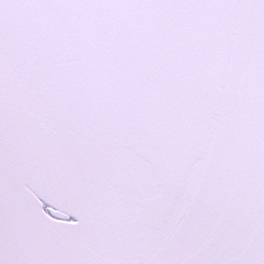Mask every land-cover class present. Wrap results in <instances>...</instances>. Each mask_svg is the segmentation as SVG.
Returning a JSON list of instances; mask_svg holds the SVG:
<instances>
[{"label":"snow or ice","instance_id":"obj_1","mask_svg":"<svg viewBox=\"0 0 264 264\" xmlns=\"http://www.w3.org/2000/svg\"><path fill=\"white\" fill-rule=\"evenodd\" d=\"M0 264H264V0H0Z\"/></svg>","mask_w":264,"mask_h":264}]
</instances>
